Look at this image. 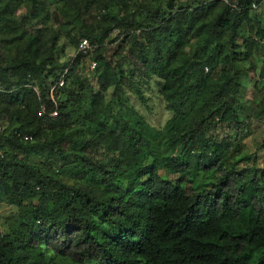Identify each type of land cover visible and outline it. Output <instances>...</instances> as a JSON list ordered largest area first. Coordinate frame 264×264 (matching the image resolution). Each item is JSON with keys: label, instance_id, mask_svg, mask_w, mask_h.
Wrapping results in <instances>:
<instances>
[{"label": "trees", "instance_id": "obj_1", "mask_svg": "<svg viewBox=\"0 0 264 264\" xmlns=\"http://www.w3.org/2000/svg\"><path fill=\"white\" fill-rule=\"evenodd\" d=\"M28 1L16 21L11 1L0 0V29L31 24L43 5ZM67 1L77 9L73 17L80 4L89 7L88 0ZM130 1L121 3L130 9ZM254 2L264 0L193 2L175 11L163 0L107 25L109 7L99 5L104 28L82 33L98 48L75 59L54 100L51 86L68 66L58 73L49 49L55 35L43 41L25 29L14 58L3 60L0 51V203L19 211L6 230L0 225V264H59L54 257L67 264H264V171L237 137H209L219 125L243 126L236 62L264 39V25L255 37L242 35ZM194 39L200 57L185 52ZM113 42L137 62L125 57L113 65L104 56ZM82 56L97 61L90 94L76 72ZM147 73L161 80L172 114L161 128L127 104V90L145 100ZM110 92L118 107L107 103ZM257 115L264 116V99ZM46 126L59 133L50 137Z\"/></svg>", "mask_w": 264, "mask_h": 264}, {"label": "rangeland", "instance_id": "obj_2", "mask_svg": "<svg viewBox=\"0 0 264 264\" xmlns=\"http://www.w3.org/2000/svg\"><path fill=\"white\" fill-rule=\"evenodd\" d=\"M9 2V0H7ZM11 9L10 14L16 21H21L31 6L28 0H10ZM43 6H39L38 15L31 14L32 23L28 26H22V28L12 29L10 27L0 29V35L3 41H0V51H2V59L14 58L19 50H22L23 40L21 35L23 32L28 31L33 34L39 32L44 40H51V37L55 35L56 43H50L49 49L51 55L54 54V59L59 61L60 66H57L58 73H61L66 64L70 63L73 56H77L76 59L81 55H76V42L82 33L90 32L92 35H97L112 21L113 16L128 17L131 16L133 10L139 9L144 3L157 5L163 0H131L128 4L131 6L130 9L125 8L121 3V0H88L89 7L85 4L81 5V12L77 16H72L77 9L71 10L67 0H39ZM210 0H170V4L177 11L178 8L186 6L187 3L193 2H207ZM97 2V4L95 3ZM106 4L109 7V17L103 19L99 16V5ZM168 7V4H167ZM102 19V20H101ZM252 25L245 24L242 29V35L251 37L256 34L257 27L264 25V2L259 9L253 10L252 12ZM104 20H106L105 24ZM2 22H0V25ZM255 37V36H254ZM112 37L109 35L105 39L106 43H109ZM238 45L240 46L236 50L241 57H244L247 53V47L242 38H239ZM119 42L108 45L105 48L104 56L112 60V64L116 65L118 61L121 63L125 57L131 59L135 64L137 61L135 57L129 55V48H123L120 50ZM129 47V46H128ZM45 51V50H44ZM185 52L188 57H200L203 54L202 48L198 43V40L194 39L190 47H187ZM123 57V58H121ZM2 62V60H0ZM91 62L88 57H80L78 68L76 70L80 79L87 83L88 94L92 93L94 88V82H96L95 71L90 69ZM237 67L240 72L241 89L238 99L235 101V106L238 108L240 120L243 122V126L237 129L232 126L219 125L216 130H211L209 133L210 138L229 137L231 140H238L245 144V152L248 154L255 155V165L261 171H264V116L258 117V111L261 102L264 99V39L258 40V45L252 50L249 58L237 61ZM130 64H126V69ZM161 80L153 76L151 73L143 74L141 88L145 95V100L141 99L131 91L127 90V97L129 101L128 105L135 107L140 114L154 127L161 128L168 118L171 117V112L166 109V104L163 101L160 89ZM53 86V85H52ZM107 103H110L113 107H118V104L112 101V92L106 95ZM120 103V102H118ZM6 117V116H5ZM56 115H53L55 118ZM5 125L8 124L6 121ZM47 133L51 137L52 135L58 134L59 130L54 132L50 131L49 126H46ZM32 142H36V139ZM65 147L68 148L66 144ZM21 157L24 154L21 153ZM32 159V157H30ZM34 161H39L38 157H34ZM254 161L245 165L241 164L240 168L252 167ZM63 177V176H62ZM19 211L16 206L8 204L6 201L0 203V225L6 230L7 223L9 221L18 219ZM53 261L59 264H67L69 261L61 260V258L54 257Z\"/></svg>", "mask_w": 264, "mask_h": 264}, {"label": "built area", "instance_id": "obj_3", "mask_svg": "<svg viewBox=\"0 0 264 264\" xmlns=\"http://www.w3.org/2000/svg\"><path fill=\"white\" fill-rule=\"evenodd\" d=\"M259 8H260V5L257 4L256 2H254L252 5V9L257 10ZM115 35H120V39H122L125 36V33H121L120 29H114L113 36H115ZM97 48H98L97 44H93L88 38L82 37L79 41L77 48H76V55L92 56L96 52ZM76 57L77 56L72 57L70 63H68V66H66L64 71L62 72L59 80L53 86H51L50 97L53 100L55 99V94L57 93V91L66 86V84L68 82L67 76L69 75L71 65L74 63ZM96 66H97V61L92 60L91 65H90V69L94 70L96 68ZM53 115L55 116L56 114L53 113ZM18 136L20 138H22L25 142H29V141L33 140V137L30 135H26V134L22 135L21 133H18ZM4 158H5V151H4V149L0 148V160H2Z\"/></svg>", "mask_w": 264, "mask_h": 264}]
</instances>
